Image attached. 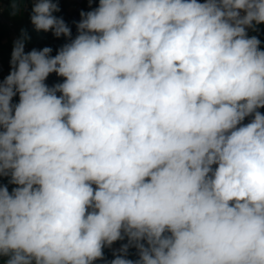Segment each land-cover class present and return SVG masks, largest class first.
Returning a JSON list of instances; mask_svg holds the SVG:
<instances>
[{"label":"clouds","instance_id":"obj_1","mask_svg":"<svg viewBox=\"0 0 264 264\" xmlns=\"http://www.w3.org/2000/svg\"><path fill=\"white\" fill-rule=\"evenodd\" d=\"M60 11L0 82L4 264H264V0H99L75 38Z\"/></svg>","mask_w":264,"mask_h":264},{"label":"crops","instance_id":"obj_2","mask_svg":"<svg viewBox=\"0 0 264 264\" xmlns=\"http://www.w3.org/2000/svg\"><path fill=\"white\" fill-rule=\"evenodd\" d=\"M4 2L8 3V7L5 11L6 17L12 19L15 22L16 28L18 30L19 36L21 29H26L29 33L31 39L29 41H36L39 37L40 32H36L34 29H30L28 27V22L30 21V15L32 13V7L33 4L36 2V0H17L19 11L15 16L11 14V3L12 0H3ZM54 2H58L59 7L61 9L60 12L62 13H68L71 14L74 9V2L70 0H54ZM54 13V15L60 14ZM61 13V14H62ZM60 14V15H61ZM249 36H252L254 32L250 30L248 33ZM18 36V37H19ZM8 32L7 36L3 38L1 44H0V52H1V58L4 61L6 67L10 70V58H11V52L13 48V42L18 38ZM57 41V43H55ZM68 41L62 40L59 38H56L54 36L50 39V47L53 49V53H57V50ZM264 114V110L261 112ZM251 117L247 119V121H250ZM9 177H0V184L8 185L9 191L11 192L12 188L15 187V185L8 184ZM111 248L116 249L120 248L118 246H111ZM6 258L2 259V264H4Z\"/></svg>","mask_w":264,"mask_h":264},{"label":"built area","instance_id":"obj_3","mask_svg":"<svg viewBox=\"0 0 264 264\" xmlns=\"http://www.w3.org/2000/svg\"><path fill=\"white\" fill-rule=\"evenodd\" d=\"M72 2H74V9L73 12L71 14L68 13H62L61 15H59L58 17H63V19L66 21V19L71 15V17L76 20L79 21L81 19L80 17V11H89L93 8H96L98 6L99 0H92V4L91 6L88 3V0H70ZM198 2H204V0H198ZM8 7V3L4 2L3 0H0V23L2 25H4L10 34L18 37L19 33L18 30L16 28L15 22L6 17L5 11ZM28 27L30 29H34V26L31 24V21L28 22ZM251 29L248 30V33L250 32ZM77 35V29H76V33L75 35H72V38H75V36ZM53 36L52 32L49 31L47 33L41 31L39 34V37L36 41H28L26 43L25 46V52L31 51L33 48L40 50L43 47H50V39ZM59 39L62 40H66L69 42L68 38H65L63 36H61ZM55 43H57V41H55ZM51 55L55 56L56 54L51 53ZM10 70L6 67L4 61L1 58V52H0V82L3 81V79L9 74ZM63 77H58L55 73H52L49 75V77L47 78V80L45 81V83L51 87L56 83H60L63 82ZM59 95V93H58ZM19 101V97L18 95L13 97V103H18ZM249 121H246L244 123H248ZM215 167V166H214Z\"/></svg>","mask_w":264,"mask_h":264},{"label":"trees","instance_id":"obj_4","mask_svg":"<svg viewBox=\"0 0 264 264\" xmlns=\"http://www.w3.org/2000/svg\"><path fill=\"white\" fill-rule=\"evenodd\" d=\"M5 1H7V0H5ZM61 13H62V12H60V14H61ZM60 14H58L57 16H59ZM65 22H66V23L69 25V27L71 28V33H72V35H75V33H76V29H77V28H76V23H75V22H78V21L74 20V19L71 17V15H70V16L66 19ZM257 28H258V31L254 32L253 35H256V36L258 37V39L261 41L260 48H261V50H264V24L257 25ZM8 32H9L8 29H7L4 25H2V24L0 23V44H1L2 40H3V38H5V37L7 36ZM263 110H264V108L259 109L260 112H262ZM248 118H249V117H248ZM248 118H246L244 122H246ZM126 242H127L126 240H125V241H117V242H115V243L113 244V246H118V247H120L122 243H126ZM113 250H114L113 248H107V247L104 249V254H105V257H106L107 260H110V259L113 258V256H112V251H113ZM128 258H129V259H132V260H136V259H138V255H137V253H136V249H135V248H131V249L129 250ZM2 259H4V257H0V264H2ZM94 264H104V261H102V260H97V261L94 262Z\"/></svg>","mask_w":264,"mask_h":264},{"label":"rangeland","instance_id":"obj_5","mask_svg":"<svg viewBox=\"0 0 264 264\" xmlns=\"http://www.w3.org/2000/svg\"><path fill=\"white\" fill-rule=\"evenodd\" d=\"M116 249H119V248H116ZM111 260V259H110Z\"/></svg>","mask_w":264,"mask_h":264}]
</instances>
